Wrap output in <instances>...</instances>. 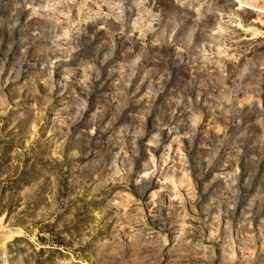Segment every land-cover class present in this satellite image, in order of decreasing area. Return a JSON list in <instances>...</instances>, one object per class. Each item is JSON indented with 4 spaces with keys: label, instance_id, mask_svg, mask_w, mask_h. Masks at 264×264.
Masks as SVG:
<instances>
[{
    "label": "rangeland",
    "instance_id": "rangeland-1",
    "mask_svg": "<svg viewBox=\"0 0 264 264\" xmlns=\"http://www.w3.org/2000/svg\"><path fill=\"white\" fill-rule=\"evenodd\" d=\"M1 251L264 264V0H0Z\"/></svg>",
    "mask_w": 264,
    "mask_h": 264
},
{
    "label": "bare ground",
    "instance_id": "bare-ground-1",
    "mask_svg": "<svg viewBox=\"0 0 264 264\" xmlns=\"http://www.w3.org/2000/svg\"><path fill=\"white\" fill-rule=\"evenodd\" d=\"M240 3L242 4V2L240 1ZM240 26V25H239ZM11 237V235L9 236ZM8 238V236L5 237V239ZM3 252H0V264H5V260H4V256H2Z\"/></svg>",
    "mask_w": 264,
    "mask_h": 264
}]
</instances>
